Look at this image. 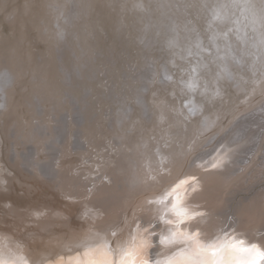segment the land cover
Masks as SVG:
<instances>
[{"label":"bare ground","instance_id":"bare-ground-1","mask_svg":"<svg viewBox=\"0 0 264 264\" xmlns=\"http://www.w3.org/2000/svg\"><path fill=\"white\" fill-rule=\"evenodd\" d=\"M151 1L156 3L160 0H0V239L4 245L0 243V264H57L58 261L62 264H90L93 259L115 261L124 252L142 255L149 248L155 253L150 248L155 242L169 243L173 239L170 246L157 250L159 254L153 264H210V255L197 254L193 244L184 239L188 233L196 232H199L202 241L208 242L225 233L243 231L244 235L237 234L238 239L256 244L264 250V201L259 199L264 194H259L264 190L263 186L252 194L251 203L247 204L244 197L239 199L232 212H229L232 204H229L226 213L221 202L215 203V196L220 191L219 184L224 187L222 191L227 192L223 198L228 203L237 172L243 178L239 185L241 193L253 192L257 185L264 182V35L257 32V28L249 26L251 20L247 22V28L252 30L248 34L241 27L245 26V12L253 10V14L255 6L262 5L264 20V0H234L235 5L232 0H213L217 6H213L209 0L171 2L179 16L187 18L191 13V19L199 20V30L207 26L196 37L192 35L183 39L175 29V20L167 18L169 22L165 24L166 31L163 32L175 41L169 44L167 51L174 52L173 57L178 60L184 54L183 70L191 69L193 82L202 79L197 89H192L190 83L182 84L179 78H173L167 64L159 60L157 53L162 48L164 36H159V26L155 22H147L153 24L151 34L147 36H159L160 41L152 50L153 58H149V52H142L143 68L135 70L139 76H147L148 79L139 82L143 92L135 96L141 104L139 98L148 92L155 107L152 109L153 115L151 112L153 120L148 121L147 110L142 112L141 117L133 102L130 118L126 116L128 122H121V114L125 110L119 108L117 117L113 118V126L117 125L115 129H109L110 121L106 120L108 112L100 115L95 125L90 126L87 117L92 118L96 114L86 116L84 113V117L74 99L64 98L66 86L63 82L67 74L68 79L72 73L60 67L61 59L76 61L81 70L86 60L89 62L100 56L95 50L91 52L95 23L103 27L112 22L116 28L121 26V22L130 24L135 14L141 15L143 10L147 11L146 5ZM181 2L185 4L181 6ZM199 2H203L201 8ZM221 2L226 3L225 6ZM238 3L239 16L235 11ZM206 12H209V18ZM238 17H241V22ZM159 20H163V16ZM205 20L211 22L207 24ZM263 20L255 16V22L263 24L264 33ZM183 22L187 26L189 18ZM193 30H197V26H191V34H195ZM233 30L237 34H233ZM217 39L219 45L213 42ZM254 39H258L256 45L252 44ZM178 43L191 51L179 50ZM227 43H230L229 48L232 46L234 49L224 47ZM135 45L142 44L137 41ZM178 53L181 56H177ZM109 62L112 64L111 59ZM79 72H75L77 81H80V77H77ZM34 75H38L43 83L42 96L60 100L61 109L65 111L57 120L58 126L62 122L64 128L57 131L58 135L50 140L51 143L43 138L38 139V146L39 142L53 146L54 143L63 142V138L70 139L69 146L81 160L80 167L74 169L82 177L83 185L78 191L85 193L86 188L95 184L93 187L96 191H88L85 199L70 186L72 177L67 171L62 172L60 178L47 175L54 160L60 165L59 168L65 165L64 158L69 155L61 153L64 145L56 155L48 147V163L40 164L44 150L35 155L30 143L19 150L22 153L20 161L14 160L19 153L10 142L15 133L10 126L23 123L25 111L30 113L26 105L28 98L38 97L33 94L38 83L31 80ZM91 78L97 86V76L91 74ZM91 78L87 76V80ZM131 82L137 84V80ZM117 87L113 84V90H107V97H102L98 90L94 92L96 99L107 101H98V108L108 111ZM195 90H198L197 97ZM250 95H253L252 99H249ZM83 96L89 98L91 90H87ZM193 98L200 105L193 103ZM34 100L38 110L43 112L39 100ZM241 101L254 102V105L248 107L249 103L240 107V112L233 115ZM260 103L261 106L253 111L252 108ZM260 111L262 114H259ZM103 117L105 130L101 125L97 126L98 120H103ZM70 129L77 130V136L69 133ZM78 131L85 134L82 139ZM34 132H37L36 129ZM144 132L148 133L150 145L141 143L142 137L143 140L146 137ZM107 135L113 137L112 143L108 142ZM92 137L97 138L93 140ZM218 139L217 149H211L210 146ZM90 143L94 146L88 147ZM202 144H205L204 147ZM112 148L116 156L109 151ZM65 149L67 151L68 145ZM93 149L98 150L99 158L107 154L113 156L111 164L109 160L102 162L107 165L103 175L106 176L108 169H111L110 177L103 176L97 181L93 180L94 174L83 172L88 170L84 168V163L89 158L84 155ZM229 153L234 155L227 158ZM194 154L197 156L193 157ZM190 161L192 166L204 168V180L191 170L189 173L197 179L188 183L187 189L179 190L178 196L167 201L168 196L164 194L177 185L173 184L179 180L175 175L186 165L188 167ZM34 165L40 170H36ZM254 165L256 171L251 169L245 176ZM189 173L185 180L189 178ZM245 183L247 192L243 188ZM253 183L255 185L249 189ZM160 190L164 191L159 194ZM180 204L187 207V216H178L172 211L173 205ZM158 219L166 225L165 229L158 231L161 238H154V234L147 236L149 241L152 239L151 242L143 240L141 245L138 241L144 232L138 234L131 227L138 220L148 223ZM181 219L186 222L179 223ZM166 221L172 224L168 226ZM173 233L177 235L176 239ZM5 238H9L10 244ZM106 252L110 255L106 256ZM113 252L116 255L112 256ZM259 264H264V259Z\"/></svg>","mask_w":264,"mask_h":264},{"label":"rangeland","instance_id":"rangeland-1","mask_svg":"<svg viewBox=\"0 0 264 264\" xmlns=\"http://www.w3.org/2000/svg\"><path fill=\"white\" fill-rule=\"evenodd\" d=\"M163 1L160 0L156 3H153L151 1L152 3L147 4L146 6L149 8V9L147 8V11L143 10V12H141V15H138V14L134 15V17H133L134 24H133V22H131L130 24H126V23L121 22V26L119 28H116L115 24H113L112 22L109 23L108 25H104L103 27H101V24L95 23L93 25V27H94V30L96 33L94 32V38H93L94 42H93L92 47H91V52H93V50H95L97 53L100 54V56H98V58L95 60H92V61L90 60L89 62L86 60L85 63L83 64L81 70L78 68V64H76V61H70V59L66 60L63 58L61 59L62 63L60 62V67L66 69L67 72L72 73L71 75L69 74L70 75L68 78L69 81L67 79L68 74L66 73L67 76H66V79H64L65 81L63 82L66 86V88H65L66 95L64 96V98L68 97V99H70V100L74 99V101H76L79 104V111H81V113L83 114L84 117H85V115L88 116V115L96 114L92 118L87 117L88 118V125H90V126L95 125V120L100 115H103L104 113L108 112L107 113L108 116H107L106 120L110 121L109 129H112V127H113V129H115L117 127V125L113 126V120H114L113 118L117 117V112H119V108H123V110H125V113L123 112V114H121V116H122L121 122L124 121L123 122V124H124V123L129 121L128 119L130 118V113L132 112L131 111V104L133 102L135 103V106L140 111L141 117H143L142 112L143 111L145 112L147 110V112L149 113V117H150V119H148V121H150L151 118L153 120L154 116H152V115L154 114V111L152 109H154L155 107H154V102H153L152 98L148 97V92H147V94H143V98H145V102H143V98H139V102L141 104H139L137 102L138 98H137V96H135V94H141V91L143 92V90H141V88H139V86H141V84H139V82H143V80L148 79L147 76H139V74H137V70H141V68H143V62H141V60H143L142 52L144 51L145 54H147V52H149V58H153L152 50L155 49L157 44H159V41H160L159 36L163 35L164 40L162 42L163 43L162 48L159 49V52L157 53V55L159 56V60H161V62H165V64H167V68H169V72H171V74H173V78H175V79L179 78L182 84H184V83L192 84V86H191L192 89H197L200 87L202 79H198L197 81L195 80V82H193V79L190 75L191 69L183 70L184 69L183 66L185 64L184 54H183L182 58L178 60V59L173 57L174 52H168L167 51V49H170L169 44H172L171 42H175V41L173 39L172 40L170 39V35L167 36V34H165V33L163 34V32L166 31L165 30V24H167V22H169V20H167V18H173V20H175V29L178 31L179 36H181L183 39L190 38L192 35L196 37V35L201 34V32H203V30H205V28H207V26H205V28H203V30H199V24H201V22H199V20L194 21V19H191V18H193V16H191V13H189V16H187V18H189V22H187V26H185V22H183V20H187V18H185V16H179V14H177V12H175V8H173V4H177V2H179V0H173V1L165 0V2H163ZM171 2H173V4H171ZM185 2H187V0H185ZM185 2H181V6H183V4H185ZM205 2H207V0H205ZM209 2H213V0H209ZM257 2H259V0H257ZM232 3H233V5H235L234 0H232ZM239 3L235 6L236 7L235 11L238 13V16H239V12H241L240 10H238L239 9L238 8ZM166 4H169V5L166 6ZM221 4H223V6H225L226 3L224 4V2H221ZM221 4H219V6H221ZM249 4H251V2H249ZM202 5H203V2H199V8H201ZM213 6H217V4H215V2H213ZM261 6H255V10H254L253 14H252L253 10L245 12V16H243V18H245V22H243V24H245V26H241V27L245 28L247 34L249 33V31H252L251 28H257V32H262V36L264 35L263 24H257V22H255V16H259V20H263V13H262ZM246 13L251 14V16L248 17V15H246ZM205 14H207V18H209V12H206ZM161 16H163V20H159V18H161ZM223 16H224V14H223ZM143 18H147V20H143ZM238 18H239V22H241V17H238ZM157 20H159V22H157ZM191 20H193V22H191ZM249 20H251V22H249ZM147 22H155V24H157V26H159V36L151 35V38H149V36H147V34H151V26H153V24H147ZM205 22H207V20H205ZM209 22H211V20H209ZM209 22H207V24ZM247 22H249V26H251V28H247ZM263 23H264V20H263ZM145 26H147V30H145ZM191 26H197V30H199V32H197V30H193V32H195V34H191ZM215 26L217 28L219 27V26H217V24H215ZM137 28H141V30H137ZM234 28H237V25H234ZM233 34H237V32H235V30H233ZM145 39H147V40H145ZM231 39H233V38H231ZM257 40L258 39H254L252 44L256 45V43H258ZM137 41H140V43L142 45L136 46L135 42H137ZM147 41L148 42L151 41V43L146 44ZM239 41H241V40H239ZM208 42H209V40H208ZM213 42H215V45H219L218 39L213 40ZM173 45H175V44H173ZM229 46H230V43H227L224 45V47L228 48V50L234 49V48H232V46H231V48H229ZM171 47H173V46H171ZM178 49L184 50V49H189V48L178 43ZM189 51H191V49H189ZM177 56H181V54L178 53ZM109 59L112 60V64L109 62ZM71 66L73 67V69H71ZM171 66H173V68H171ZM104 67L108 68V70L105 69ZM135 68H137V70H135ZM179 70H183V72H185V74H183V72H179ZM75 72H79L77 77H80V81H77V78L75 77L77 74ZM91 74H95V76H97V80H95V82L97 83V86H95L93 84L94 80H93V78H91ZM87 76H89V78H91V80H87ZM31 80H33L35 82L38 81L37 85H35L36 87L33 89V94L37 95L38 97H36V96L31 97L30 96L28 98L26 105H27V108L29 109L30 113H28V111H25V117H24L23 123H21V124L13 123L10 126L11 130L12 129L15 130L14 137L10 138V142L14 144V147H15L14 150L19 153L18 154L19 156L18 157L15 156L16 159L14 158V160L15 161L18 160V162L20 161L19 158H20V155H22V153H21V151L19 152V150H21L23 147H25L26 144L30 143V145L32 144V146L35 149V155L38 153L41 154L42 150H44L43 151V159H40L41 160L40 164H42V162L48 163V161H49L48 155H50L48 147H51V149L54 150L55 155H56L58 149L64 145L61 153L66 152L69 155V157L66 156L64 158L63 163H65V165L61 166V168H59L60 165L59 164L57 165L56 161L54 160V164L52 167L50 166L51 168H50L49 174H47V175H51L52 177H59L60 178L61 176H63L62 172L64 173L67 171V173L70 174L72 177V181L70 183V186L72 187L73 190H75L77 193H79L83 199H85L86 196L89 195L88 191H92V190L96 191V188L93 187L95 185L93 183L91 185V187L86 188L87 190H85V193L83 191H78V188L81 187V185H83L82 184V177L74 169L76 166H77L76 168L80 167L79 163L81 160L79 157L76 156L77 153L72 149V147L69 146L70 139L68 141V140H65V138H63L62 139L63 142H60L57 145H54V144H56V143H54V144H52L53 146H49L47 144V143H51L50 140L52 138L54 139V137H56L58 135L57 131L61 130V128H64V126L62 125V122H60L59 126L57 124V120L60 119V115H63L65 113V111H63L61 109L62 104H61L60 100L53 99V98H46L45 95L42 96V94L44 93V91L41 89V88H43V83L40 82L38 75H34ZM131 80H137V84H133V82H131ZM164 83L166 84V82H164ZM113 84H115V86H118V87L115 89V92H113V96L111 97V100H110L111 103L108 107V111L103 110L101 108H98L97 105H98L99 100L96 99L94 92H96V90H98L102 97H107V90H113V88H111V86H113ZM202 86H203V83H202ZM87 90H91V96H89V98H85V96H83V94H85V92H87ZM128 90H131L130 93L128 92ZM150 90H151V88H149V92H150ZM217 90H218V88H217ZM197 91L198 90L194 91L195 95H196ZM115 96H117V98H115ZM196 97H197V95H196ZM34 98H37L39 100V106L43 109V112L38 110V104H37V102H34L35 101ZM191 98L189 100L190 102H191ZM252 98H253V95H250L249 99H252ZM99 102L100 103H106L107 101L106 100H100ZM193 103L200 105V103L198 101H196L194 98H193ZM249 103H250V101L243 102V103L241 101L240 103H238L241 105H237L235 107V109H237V111L232 113V114L235 115L236 113H239L240 107L247 106ZM261 104L262 103L257 104L255 107L252 108V110L254 111L256 108L260 107ZM253 105H254V102L250 103L248 105V107L253 106ZM81 108H85V110H81ZM151 112H152V115H151ZM84 113H85V115H84ZM259 114H262V112L260 111ZM127 115L129 117L128 119H126ZM136 117L139 119V116H136ZM98 122L99 123L97 126H99V125L102 126L104 123V117H103V120H98ZM121 122H120V124H121ZM36 125H39V126L36 127ZM56 128H57V130H56ZM102 128H103V126H102ZM34 129H36V131H37L36 133L34 132ZM109 129H107V130H109ZM128 130H130V128ZM78 132H79L78 136L82 139L85 134H83L80 131H78ZM108 132H111V130H109ZM69 133L75 134V136H77V130L73 131L72 129H70ZM144 135H146L145 140H143V137H142L141 143L145 142L146 145H150L149 144L150 139L147 137L148 133L144 132ZM42 138L47 143L41 144L39 142V146H40L39 147L38 146V139H42ZM95 138H97V137H95ZM95 138L92 137L93 140ZM121 138H123V136ZM112 141H113V137L109 138V136H108V142L112 143ZM218 141H219V139L217 141H215L213 143L214 145L210 146V148L216 150L217 146H218L217 145ZM102 143L105 144L103 141H102ZM66 145H68L67 151L65 149ZM204 145L205 144H202V147H204ZM92 146H94L93 143H90L88 145V147H92ZM210 148H208V149H210ZM46 149H48V151ZM8 150H9V148H8ZM109 151L111 153H113L114 156H116V152H114L113 148L110 149ZM200 151H202V149ZM97 152H98V150L93 149L92 152H89L88 154L84 155V156H88L89 158L84 163V164H86V167H84V168H86L88 170H84L83 172L85 174H94L95 178L93 180L98 181V180L102 179V177L104 176L103 172L105 170V166H107V165L102 164V162H106L107 160H109L108 163L111 164L113 162V156L110 157V155L107 154L106 157H104V158L100 157L99 158ZM11 153H12V149H11ZM232 155H234V154L229 153V156H227V158L231 157ZM192 156L194 157L197 155L194 154ZM10 157H11V155H10ZM73 157H76V159L70 160V158H73ZM93 158H94V160H93ZM97 158H99V159L97 160ZM258 158H260V160L262 161V158L260 155H258ZM40 164H39V168H40ZM34 168L36 170L39 169V168H36V165H34ZM203 169H204L203 167L196 168L195 166H192V161H190L188 167L186 165V167H184L179 172V174L175 175V176H177V178H179V180H177V182L174 181L173 184H178V182L181 180L186 181V183H184L183 185H180V188H179V190H185V189H187L188 183L193 182L194 180L197 179L195 176H198V178H200L201 180H204L203 178L205 177V175H203V174L205 171ZM251 169H254V171H256L255 165L252 168L248 169L249 171L247 172V174L245 176H247L250 173ZM191 170L193 171V173L195 175L194 177H192L191 174L189 173ZM47 171H48V169H47ZM110 172H111V169H108V174L104 177L105 178L110 177ZM240 172H242V171H240ZM79 173H80V171H79ZM188 173H189V178L187 180H185L188 176L187 175ZM195 173H197V174H195ZM234 176H238V177L235 178L236 182H235L234 186L231 185L233 192L231 194H229V198H227L228 203H226V201L223 198L225 193L227 194V192L222 191L224 189V187H222L221 184L218 185L220 187V189H219L220 191L215 196L216 200H217L215 203L218 204L219 202H221V205L224 206L223 210H225L224 212H226V213L229 211V208H230L229 204H232L231 210L229 211V212H232L233 209L238 205V200L241 199L242 197L247 199V202H246L247 204L251 203L254 193H256L260 187H262V186L264 187V182H263V183H260L259 186L257 185L256 189L253 192L241 193L242 189H240L239 185L243 182V178L240 177V174H238V172ZM229 183H230V181H228L227 184H229ZM236 184H238V185H236ZM254 185H255V183L250 185L249 189L252 188ZM244 187L246 188V189H244V191L247 192L248 190H247L246 183L244 184L243 188ZM60 188L61 187H59V189ZM163 191L164 190H160L159 194H161ZM237 192H240V193H237ZM262 192H264V190L259 192V194L261 195ZM146 194H150V193H146ZM77 196H78V194H77ZM173 196H175V195H173ZM173 196H168L167 201ZM259 199L261 201H264V194H262ZM230 217H231V215H230ZM161 221L163 222L164 220H161ZM167 224H168V226H170L172 223L167 222ZM133 226L134 227H131V230H133V228H135L136 229L135 231L136 232L138 231V234L140 233V231L145 233V234L143 233L141 235V237L138 241L141 243V245H143V243L145 241L150 243L152 239L149 241L148 238L153 234H154V238L158 237V239H159V237L161 235H158V231L161 228L162 229L166 228V225H163L162 223H160L159 219L155 220V221L152 220L151 222H148V223H144L142 220H138V221H136L135 225H133ZM130 232H132V231H130ZM234 232H236V234H241V235L245 234L243 231H234ZM263 235H264V230H263ZM147 236H149V237H147ZM238 236H240V235H238ZM175 237H177V235ZM143 240H144V242H143ZM5 241H7L8 244H10L9 238L8 239L5 238ZM173 241H174V239L171 242L169 241V243H167V241L166 242H162V241L155 242V244L150 247V248H153L152 251H155V253H152L148 248L146 251L145 250L143 251L144 254L141 253L143 256L137 255L138 261H139V258L151 257L150 261H149V258H147V260H148L149 264H153L154 258H157L158 254H159L158 253L159 251L157 252V250H161L164 247L170 246V244ZM0 243H1V245H3L1 239H0ZM3 247H4V245H3ZM7 247H6V249H7ZM145 248H147V247H145Z\"/></svg>","mask_w":264,"mask_h":264},{"label":"snow or ice","instance_id":"snow-or-ice-1","mask_svg":"<svg viewBox=\"0 0 264 264\" xmlns=\"http://www.w3.org/2000/svg\"><path fill=\"white\" fill-rule=\"evenodd\" d=\"M186 183V181H179L177 185L173 186L165 196H178L179 186ZM172 211L176 212L178 216H187L188 209L185 205H173ZM200 215H203L201 213ZM194 218V216L192 217ZM168 221H166L167 223ZM186 222L184 219L179 220V223ZM173 238L176 234L173 233ZM199 232L188 233L184 239L193 244L194 250L197 254L207 253L211 256L210 264H259V261L264 259V250L256 244H248L247 241L238 239L235 233H225L215 239L204 242L200 238ZM105 255H110L105 253ZM57 264H62L58 261ZM90 264H112L111 259L96 260L93 259ZM118 264H149L146 257L137 258V255L132 252H124Z\"/></svg>","mask_w":264,"mask_h":264},{"label":"water","instance_id":"water-1","mask_svg":"<svg viewBox=\"0 0 264 264\" xmlns=\"http://www.w3.org/2000/svg\"><path fill=\"white\" fill-rule=\"evenodd\" d=\"M113 255H116V253L113 252V253H112V256H113ZM122 255H123V253L120 255V258H121ZM120 258H119V259H116L115 261H112V264H118ZM147 258H149V261L151 260V257H147Z\"/></svg>","mask_w":264,"mask_h":264}]
</instances>
